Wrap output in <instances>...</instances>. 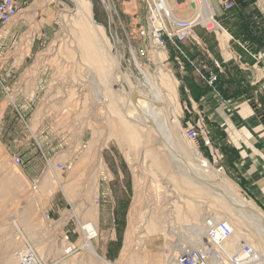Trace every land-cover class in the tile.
<instances>
[{
  "label": "rangeland",
  "instance_id": "374dc122",
  "mask_svg": "<svg viewBox=\"0 0 264 264\" xmlns=\"http://www.w3.org/2000/svg\"><path fill=\"white\" fill-rule=\"evenodd\" d=\"M15 1L21 17V33L16 32L0 41V264H9L10 260H15V264H18L20 257L29 250H33L31 253L38 257L39 264H105L92 260L85 250H78L68 256L63 254L66 243L74 247L76 243L78 245L81 239L78 222L81 219H84L83 222L86 219L96 222L99 234L96 239L91 240L96 253L111 264H120L129 207L137 194L149 213L140 219L143 223V249L151 257L150 261L146 259L145 264H167L168 258L164 256V251L172 248L174 243L179 245V240L185 237L183 234L187 227L184 228L183 224L192 223V217L196 219L207 211L227 218L224 208L219 201L207 195H199L190 187L184 188L185 190L176 188L175 197L167 198L165 189L158 190L155 183L151 184L158 179L162 187L168 188L166 183L169 180L157 164L160 161L151 164L149 157L139 160L138 147L128 137L118 134L111 123L110 110L95 100L93 83L85 76L89 66L81 61L73 35L67 32L68 28H64L60 21L61 16L67 14L63 11L65 5L74 11L69 0ZM89 1L93 5V19L106 30L113 46V55L119 61L122 72L126 73L131 69L141 77L148 70L155 78L161 67L176 79L170 62L172 56L169 49H175L173 43H166L167 54L161 59L156 57V53L163 54L164 50H149L154 58L152 61L137 53L139 47L149 46L148 39L139 34L146 27L143 0ZM226 1L233 3V8L229 11L224 9L223 3ZM174 2L185 4L187 8L183 9L188 10L189 4L184 0ZM39 3H42L41 7L35 12V5ZM234 13L235 16H246L241 26L246 28L250 25L264 33L263 0H220V17L214 18L220 24L221 32L225 33L224 30H227L230 33L239 28L238 21L229 20ZM212 25L217 27L214 23ZM112 34L126 44L125 50L121 44L116 43ZM113 90L116 99H127L126 96L123 99L121 97V93L128 91L122 81L115 82ZM177 93L179 94V90ZM177 118L181 125L179 117ZM179 129L176 132L180 144H192L202 157L209 158L201 145L181 137L184 135ZM65 142L70 145V150L59 151L63 149L61 147L65 146ZM38 145L51 150L57 145L61 146L58 150L53 149V153L56 150L58 152L49 159L53 169L50 165L49 170L46 169L45 162L40 175L32 180L24 170V161L38 151ZM91 146L101 148L100 153H88ZM149 150H153L152 147ZM154 151L157 154L160 152V158H165L166 163H169L160 148L154 147ZM15 155L23 160L21 167L11 163V158ZM56 163L65 164L66 169L57 170ZM210 164L217 171V166ZM222 174L239 186V190L235 192L242 198L253 199L245 194L227 171ZM107 188L109 189L106 191ZM177 197L182 198L184 203ZM172 202H176L173 207L170 206ZM202 202L207 207L198 208V205H203ZM190 204L195 206V214L186 213V206ZM52 205L55 208L68 207L58 219L52 217L49 211L50 218L47 219L45 211ZM111 206L112 222L106 216V209ZM258 206L264 211L263 207ZM101 214L107 220H101ZM62 219L65 223L60 227ZM228 219L240 236L250 231L249 227H241L238 219ZM147 226L150 229L146 234ZM66 229L71 231V235ZM62 232L68 240L59 236ZM176 248L174 251H178ZM141 252L139 250L140 254L137 253L136 256L145 257Z\"/></svg>",
  "mask_w": 264,
  "mask_h": 264
},
{
  "label": "bare ground",
  "instance_id": "6f19581e",
  "mask_svg": "<svg viewBox=\"0 0 264 264\" xmlns=\"http://www.w3.org/2000/svg\"><path fill=\"white\" fill-rule=\"evenodd\" d=\"M69 1L74 6V11L70 10V8L65 5L63 11L67 14L62 15L60 21L64 28H68L67 32L69 31V33L71 32V35H73L77 44V49L80 51L81 61L85 64L87 63L89 66V68L86 67L88 71L85 72V76L87 80L93 83L92 90L95 100L101 102L105 105V108L110 110L111 123L117 129L118 134L122 137H128L134 145L138 147L140 155V158L138 157L139 160H145L149 157L152 160V162L150 161L151 164L160 161V163L157 164L161 168V171L165 173L167 180H169L166 183L169 185L168 188L162 187L158 179H155V182L151 184L155 183L158 190L165 189L167 198L175 197L176 188L185 190L184 188L190 187L193 192H197L199 195H207L219 201L224 208L223 212H225L229 218L238 219L243 228H250L249 232H244L241 234L242 236H240V234L236 232V227L229 221L228 217L225 218L214 212L213 215L216 221L224 220L232 229L231 237L221 244L223 251L232 254L237 250L240 243L245 241L260 255L264 256V211L253 199H244L239 193H236L235 191L239 190V186L228 176L218 173L219 171L217 170V172L213 166L209 164L208 160L204 159L199 154L194 145H187V143H185L186 145L180 144V139L177 140L178 134L176 130L179 128V123L176 118L177 109L175 105L176 81L171 76V73L167 69H162L161 67H159L155 78L152 77V74H150L148 70H145L141 77H138L131 69L126 73L122 72L119 68V61L115 58V54L113 55V46L106 35V30L93 19L92 3L89 0ZM204 3L206 5V9L204 8V10H206V15H204V13L202 19L206 21L213 15V10L210 7V0H205ZM41 4L42 3L35 5V12L41 7ZM108 8L110 10L109 4ZM33 9L31 11H33ZM195 17L196 13L193 18ZM218 34L220 35V39H222V43L225 44L227 39L225 33L219 31ZM113 38L116 39L114 35ZM116 43L118 45L121 44L125 50L126 44L121 43L118 39H116ZM163 56L164 53L162 54V52L156 53L158 59H161ZM117 81H122L127 86L128 91L121 93L123 94L121 96L122 99L124 96L127 98L124 101L116 99L113 92V85ZM181 137L188 140L185 136L181 135ZM92 147L93 146L88 149V153L94 155L100 153L101 148L97 146L95 148ZM149 147L150 149L152 147L153 150H149ZM154 147L161 149L162 153L168 158L169 163H166L165 158H160V152L158 155L154 151ZM143 148H146V150H143ZM136 163H138V160ZM50 167L53 169L52 164ZM172 184L176 187L172 186ZM7 185H9V183ZM5 186L4 189H6ZM177 199L182 201L180 197H177ZM197 199H199V197ZM142 202V198L137 194L129 207L127 226L124 232L123 246L122 250H120L121 253L119 257V261L122 264H145V261L151 260L150 254L148 252L145 253V248L143 249L144 235H141L142 220L140 219L146 217L149 213L147 209L142 206ZM172 203L173 204H170L171 207H173L176 202ZM202 203L203 205H198L199 207H197L201 209L207 207V205L204 204L205 202ZM143 207L145 208L144 211ZM194 207L193 204L187 205L185 209L186 213L189 215L195 214ZM204 213L198 215L196 219L192 217V223L183 224L184 228L192 225L199 229L201 220L206 215V213ZM83 220L84 219L79 220L80 222L82 221L81 223L78 222V230L81 234L78 245L76 243L74 247V245L71 246L70 243H66L63 254L68 256L78 250H85L92 260L111 264L102 259L92 246L91 240L96 239L99 234L95 220L86 219V222H83ZM64 221L65 220L62 219L60 227L65 223ZM145 229V233L147 234L150 228L147 226ZM184 230H187V228ZM239 233H241V231ZM201 240H203V233L199 229L191 239H187V237L180 239L178 247L175 248L178 251H184L187 248L193 247L196 242ZM68 247L72 248V252L66 254V249ZM139 250L142 251L141 254L144 253L142 256L145 257L136 256ZM29 251L31 252L32 250ZM32 254L34 255V253ZM146 254L148 255L146 256ZM37 258L38 257L32 259V264H39ZM15 263V260H10L9 264ZM166 263L174 264V260L167 259Z\"/></svg>",
  "mask_w": 264,
  "mask_h": 264
},
{
  "label": "crops",
  "instance_id": "0c3cea01",
  "mask_svg": "<svg viewBox=\"0 0 264 264\" xmlns=\"http://www.w3.org/2000/svg\"><path fill=\"white\" fill-rule=\"evenodd\" d=\"M169 1L178 16H192L190 5L185 11V4ZM210 2L214 17H220V0ZM235 15L229 20L238 21L240 26L229 30L230 33L224 30L228 37L225 44L218 32L196 27L192 37L179 42L175 49L170 47V62L176 74V118L181 121L182 126L177 118L182 133L191 125L204 124L213 146L202 147L209 157L203 158L221 167L222 173L227 171L245 194L264 208V94L259 91L264 83V33L250 25L241 26L246 16ZM20 21L18 15L9 33L0 41L19 32ZM164 54H167L166 48ZM210 74L217 75L213 86L206 81ZM59 146L54 148L58 150ZM63 146L59 151L70 150L66 142ZM54 148L38 145V151L27 157L24 170L30 179L38 177L46 160L57 154V150L53 153ZM67 207L52 205L47 212L51 211L52 217L58 219ZM106 211L112 222L113 207ZM106 216L101 214V220ZM66 231L71 235L69 229Z\"/></svg>",
  "mask_w": 264,
  "mask_h": 264
},
{
  "label": "built area",
  "instance_id": "2783aa9c",
  "mask_svg": "<svg viewBox=\"0 0 264 264\" xmlns=\"http://www.w3.org/2000/svg\"><path fill=\"white\" fill-rule=\"evenodd\" d=\"M143 1L145 3L146 27L141 29L139 34L142 38L148 39L149 46L139 47L137 53L148 61L154 59L149 50L151 52L163 51L167 42H171L177 47L179 42L193 36V29L196 27L203 28L208 32L220 31V24L215 20L214 15L206 21L202 19L203 14L205 13L204 15H206L204 0H184L193 10L192 16L187 19H183L182 16L180 17L174 13L169 0ZM223 5L225 10L233 8L232 2L226 1ZM195 13L196 17L193 18ZM18 15V5L15 0H0V40L3 35L9 33ZM212 23L217 25V27H214ZM215 65L217 66L216 62ZM200 76L204 78L203 75L200 74ZM216 80L217 75L215 74H210L206 78L210 86H213ZM259 91L264 93V83L260 86ZM183 134L189 141L196 142L204 148L213 146L209 132L202 122L187 127ZM215 154L217 155V152ZM24 162L18 155L11 158V163L17 167H21ZM50 162L51 160H46V169ZM55 165L59 171L66 169L65 164L56 163ZM217 170L221 172L222 169L218 167ZM95 203H98L97 200ZM45 216L49 219L50 213L45 211ZM199 227L203 233V240L196 242L193 247L184 251H174V247L178 245L174 243L172 248L165 249L164 256L169 260H174V264H264V256L260 255L245 241L240 243L234 253L224 252L221 244L231 237L232 229L224 220L216 221L212 213L206 212ZM199 229L192 225L187 226V230H185L186 232L183 235L187 239H191ZM59 236L68 240V237L63 236V233H60ZM31 252H25L20 257L18 264H32V259H36V256ZM68 252H72V248L68 247L66 254Z\"/></svg>",
  "mask_w": 264,
  "mask_h": 264
},
{
  "label": "water",
  "instance_id": "95a60500",
  "mask_svg": "<svg viewBox=\"0 0 264 264\" xmlns=\"http://www.w3.org/2000/svg\"><path fill=\"white\" fill-rule=\"evenodd\" d=\"M109 14V13H108ZM110 19L112 18L111 13L109 14Z\"/></svg>",
  "mask_w": 264,
  "mask_h": 264
}]
</instances>
